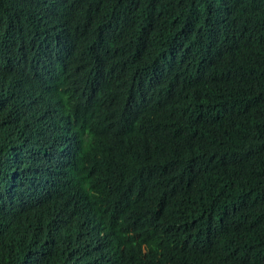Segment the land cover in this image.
Returning <instances> with one entry per match:
<instances>
[{
    "label": "trees",
    "instance_id": "obj_1",
    "mask_svg": "<svg viewBox=\"0 0 264 264\" xmlns=\"http://www.w3.org/2000/svg\"><path fill=\"white\" fill-rule=\"evenodd\" d=\"M56 6L0 0V264H264V0Z\"/></svg>",
    "mask_w": 264,
    "mask_h": 264
},
{
    "label": "clouds",
    "instance_id": "obj_2",
    "mask_svg": "<svg viewBox=\"0 0 264 264\" xmlns=\"http://www.w3.org/2000/svg\"><path fill=\"white\" fill-rule=\"evenodd\" d=\"M44 3V7L46 8V10H48V12L50 13V15L52 17H56L58 18L59 15V10L58 7L56 6V0H43ZM55 28H57L58 23H55ZM50 35L52 36L51 39L48 40V45H47V49L45 51V57H47L48 60H50L53 57V53L54 51L57 49V45H58V38L56 36V33L52 30H50ZM6 192V187L4 186V184H2L0 182V195H3Z\"/></svg>",
    "mask_w": 264,
    "mask_h": 264
}]
</instances>
